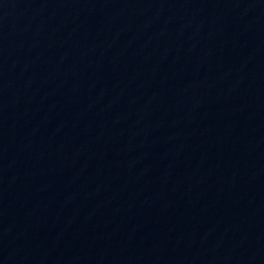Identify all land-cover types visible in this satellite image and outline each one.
<instances>
[{
  "label": "water",
  "instance_id": "95a60500",
  "mask_svg": "<svg viewBox=\"0 0 264 264\" xmlns=\"http://www.w3.org/2000/svg\"><path fill=\"white\" fill-rule=\"evenodd\" d=\"M0 264H264V0H0Z\"/></svg>",
  "mask_w": 264,
  "mask_h": 264
}]
</instances>
